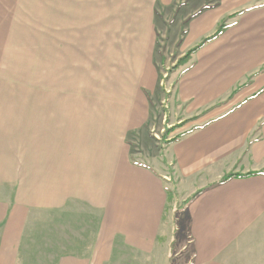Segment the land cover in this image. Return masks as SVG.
Here are the masks:
<instances>
[{
  "label": "crops",
  "instance_id": "1",
  "mask_svg": "<svg viewBox=\"0 0 264 264\" xmlns=\"http://www.w3.org/2000/svg\"><path fill=\"white\" fill-rule=\"evenodd\" d=\"M183 2L168 21L177 57L225 28L172 72L170 107L190 130L162 149L147 125L161 75L154 7L114 55L126 80L135 63L142 97L101 121L71 113L70 87L48 81V69L39 83L15 70L2 80L1 61L21 48L13 7L0 0V264H264V172L188 202L226 175L264 170V0Z\"/></svg>",
  "mask_w": 264,
  "mask_h": 264
},
{
  "label": "rangeland",
  "instance_id": "2",
  "mask_svg": "<svg viewBox=\"0 0 264 264\" xmlns=\"http://www.w3.org/2000/svg\"><path fill=\"white\" fill-rule=\"evenodd\" d=\"M5 3L13 7L8 12L16 18L15 27H20L19 37L18 30H15L13 44L15 48H21V52L10 65L6 59L1 61L8 69L2 80L11 81L15 70L16 80L28 81L31 75L32 81L39 83L45 81L43 71L48 69L51 74L48 81L64 82L70 87L66 106L71 113L78 114L80 119L84 114L86 120L96 115L101 121L109 118L119 101L125 105L124 102H131L132 97H142L139 86L143 83L139 84L138 78L136 80L135 63L133 81L126 80L131 74L114 55H120L121 45L129 44L130 29H134L135 36H141V23L145 20L141 21L142 13L146 11L152 15L154 7L159 17L154 16L160 22L154 59L159 64L161 75L157 76L159 96L149 115L148 133L155 140L151 133L160 135L161 143L156 141V144L163 149L190 130L184 127L187 120L182 121L179 112L173 115L170 107L175 85L172 72L181 63V58L176 56L171 41L168 42V21L176 16L175 11L183 6V0H5ZM46 18L51 19L47 25ZM60 47L65 50L66 66L56 71V67L48 66H55L54 51ZM92 81L98 83L97 88L92 87ZM135 89L138 96H135ZM45 104V101L37 102L42 113ZM53 118L57 120L58 116ZM37 124L43 127L44 122L38 120ZM152 128L154 132L150 131ZM182 206L184 203L176 208V212ZM117 264H124V260L117 259Z\"/></svg>",
  "mask_w": 264,
  "mask_h": 264
},
{
  "label": "trees",
  "instance_id": "3",
  "mask_svg": "<svg viewBox=\"0 0 264 264\" xmlns=\"http://www.w3.org/2000/svg\"><path fill=\"white\" fill-rule=\"evenodd\" d=\"M237 15V13L231 15V17ZM225 28V23H222L218 30L216 31V33L206 39H204L199 45H197L196 47H194L193 49H191L186 55H184L181 59H180V62H183V61H186L189 59V57L191 56L192 53H195L199 48H201L206 42H208L209 40H212L216 37H218L222 30ZM189 132V131H188ZM263 171H259V172H253V173H248V174H236V173H233V174H229V175H226L224 176L220 181L218 182H215L211 185H209L208 187H206L205 189L201 190V191H198L195 195H193L188 202H191L192 200H194L199 194H201L204 190H207L209 188H212L214 186H217V185H220V184H223V183H226L227 181H229L230 179L234 178V177H246V176H250V175H253V174H259V173H263Z\"/></svg>",
  "mask_w": 264,
  "mask_h": 264
},
{
  "label": "built area",
  "instance_id": "4",
  "mask_svg": "<svg viewBox=\"0 0 264 264\" xmlns=\"http://www.w3.org/2000/svg\"><path fill=\"white\" fill-rule=\"evenodd\" d=\"M150 131L154 132L153 128ZM151 134L155 136V138L157 139L156 141L158 142V144H160L161 143L160 135L158 133H151ZM133 144H134L135 154L138 155L139 146H138L137 140H133Z\"/></svg>",
  "mask_w": 264,
  "mask_h": 264
}]
</instances>
